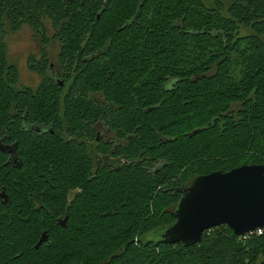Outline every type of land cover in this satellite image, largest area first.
Masks as SVG:
<instances>
[{"label":"trees","instance_id":"16d2710c","mask_svg":"<svg viewBox=\"0 0 264 264\" xmlns=\"http://www.w3.org/2000/svg\"><path fill=\"white\" fill-rule=\"evenodd\" d=\"M24 24L57 43L61 88L45 58L14 86L4 39ZM96 123L104 159L81 140ZM0 140L23 160L5 181L0 159V264H264V227L158 239L195 176L264 163V0H0Z\"/></svg>","mask_w":264,"mask_h":264},{"label":"water","instance_id":"95a60500","mask_svg":"<svg viewBox=\"0 0 264 264\" xmlns=\"http://www.w3.org/2000/svg\"><path fill=\"white\" fill-rule=\"evenodd\" d=\"M173 214L174 222L158 234L164 243L189 246L198 243L204 231L218 225H225L236 236L262 227L264 163L240 164L195 176L180 189ZM45 240V232H41L33 247Z\"/></svg>","mask_w":264,"mask_h":264},{"label":"flooded vegetation","instance_id":"af4514ba","mask_svg":"<svg viewBox=\"0 0 264 264\" xmlns=\"http://www.w3.org/2000/svg\"><path fill=\"white\" fill-rule=\"evenodd\" d=\"M47 36H50V35H47ZM32 38H34V36ZM51 41H54V40H50L49 42H51ZM49 46H50V44L48 43L47 51H37V49L35 51H27L24 55V68L22 67L20 69L17 68V65L14 62H11L8 60V58L6 56V50H5L6 61L9 64H12V66L15 68L16 73H17L16 81L14 83L15 87H29V88L35 89L38 86V84L40 83V80H41V75L38 72L28 68V60L32 59L33 61L37 62V61H39L40 58L41 59L45 58L46 64H47L46 65L47 67L43 73V76L53 80V82H55L60 88L62 87V83H63L62 82L63 77L61 75L62 72H61L59 64H57V61H56L58 51L55 52V58H54V61L52 62L51 61L52 51H48ZM37 48H38V45H37ZM101 53H103V51H97L96 55L99 56V55H101ZM21 73L24 75L23 78H21ZM27 80L31 81V82H29L27 84L26 83ZM34 81H35V83L32 85V83ZM162 84L164 85L166 90L167 89L169 90L173 87V82H171V81L165 80L162 82ZM62 93H63V91H61L60 95ZM93 98L97 99V101L99 103L105 102V97L100 93L94 94ZM19 127L21 130L23 129V126L21 124L19 125ZM27 129H31L30 131H32L35 134H41L45 131H48L49 133H53V130L45 124L39 125V126L36 125L33 128L29 127ZM59 134H61L60 131H59ZM61 136H63V135H61ZM112 136H113L112 133L105 127V125H103L102 123H96V125L93 127V138L89 139L88 136H83L81 138V140H83V142H84V150L88 149L92 158H94V159H104V158H102L103 156L100 153H98V151H97V146H96L97 142L102 140V142H104V143H109L110 141H112ZM116 142L117 143L119 142L118 139L116 140ZM16 149L17 148H16L15 142H2L0 140V159L2 160L1 165H3L6 168L5 174H4L5 175L4 176L5 181H7L10 178V176H12L16 173L15 172L16 169H20L23 165L22 157H20V155L18 154ZM13 169H14V171H13ZM14 176L19 178L18 175H14ZM10 179H12V178H10ZM73 192H75V189L69 191V193L67 194L68 198H70L73 195ZM7 199H8L7 193L5 192L4 188L0 187V201L5 202V201H8ZM60 218H58L57 221H58L59 225L64 226L65 222H66V216H62ZM60 222H62V223H60ZM263 227H264V225L262 226V228Z\"/></svg>","mask_w":264,"mask_h":264},{"label":"rangeland","instance_id":"374dc122","mask_svg":"<svg viewBox=\"0 0 264 264\" xmlns=\"http://www.w3.org/2000/svg\"><path fill=\"white\" fill-rule=\"evenodd\" d=\"M51 27L46 23V34L50 35ZM32 32L27 25H22L21 28L17 31L8 33L4 39L6 56L9 61L14 62L17 65V68H24V55L27 51H35L37 49V39L32 38ZM50 46L48 51H52V59L54 61L55 52L57 51V43L54 41L49 42ZM21 73V78H23ZM31 82L27 80V84ZM35 81L32 83V85Z\"/></svg>","mask_w":264,"mask_h":264},{"label":"built area","instance_id":"2783aa9c","mask_svg":"<svg viewBox=\"0 0 264 264\" xmlns=\"http://www.w3.org/2000/svg\"><path fill=\"white\" fill-rule=\"evenodd\" d=\"M261 230H262V227H258V228H255L253 230H250V231L246 232L245 234H243V235H241L239 237L240 238H245L250 233L260 234L261 233Z\"/></svg>","mask_w":264,"mask_h":264}]
</instances>
